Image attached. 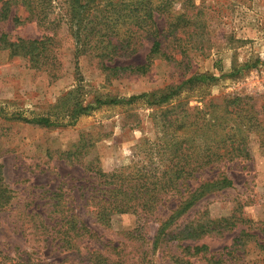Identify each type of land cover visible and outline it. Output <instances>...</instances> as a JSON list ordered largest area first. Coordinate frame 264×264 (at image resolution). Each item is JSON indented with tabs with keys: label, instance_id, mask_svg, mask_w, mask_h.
<instances>
[{
	"label": "rangeland",
	"instance_id": "rangeland-1",
	"mask_svg": "<svg viewBox=\"0 0 264 264\" xmlns=\"http://www.w3.org/2000/svg\"><path fill=\"white\" fill-rule=\"evenodd\" d=\"M152 1L161 3L154 13L160 54H149L151 41L140 38L135 54L107 63L117 67L112 71H102L90 55L75 59L74 41L63 22L50 30L34 20H0V35L10 41L52 37L49 58L36 65L0 44V183L9 196L0 207V264H264V248H259L264 245V145L256 134L249 136L248 159L201 172L183 188L192 191L219 174L231 186L204 196L165 229L161 223L178 205V196L166 198L143 219L113 215L109 226L98 223L86 206L92 179L83 165L96 160L110 172L145 160L142 150L162 137L160 115L178 113V97L161 106L142 99L104 104L72 121L68 115L76 102L159 93L194 73L210 72L219 77L214 84L180 92L192 114L193 107L204 110L210 100L239 95L250 97L264 119V66H245L264 60V0ZM15 12L26 16L21 7ZM142 64L143 73L122 69ZM12 114L48 117L53 125L27 123ZM76 152L83 155L81 163L72 155ZM221 218L234 224L213 225L198 240L177 235L184 227ZM69 219L89 228L70 240L74 248L63 234Z\"/></svg>",
	"mask_w": 264,
	"mask_h": 264
},
{
	"label": "trees",
	"instance_id": "trees-1",
	"mask_svg": "<svg viewBox=\"0 0 264 264\" xmlns=\"http://www.w3.org/2000/svg\"><path fill=\"white\" fill-rule=\"evenodd\" d=\"M160 4L152 0H0V20L10 19L16 24L22 20H34L45 29H53L63 22L74 41V58L90 55L99 60L102 71H112L117 67H109L107 63L111 64L121 56L135 54L136 42L140 38L151 41L149 54H160V33L154 21V13L160 12ZM18 7L26 12L23 19L16 15ZM56 9L58 12L52 17ZM7 38V34H1L0 44L9 48L14 55L27 57L35 65L49 58L47 45L52 39L50 36L41 39L18 37L14 41ZM258 64L264 66V60L256 59L251 65L245 66L255 67ZM145 68L144 64L122 67L136 73H143ZM218 78L210 72L194 73L181 83L170 86L167 91L143 92L128 98L94 99L85 105L76 102L72 106L68 117L74 121L78 116L89 114L90 110L104 104L125 105L142 99L147 105L161 106L178 97V113L169 115L168 110H165L160 115L162 137L158 144L151 142L153 147L145 149L148 151L142 150L145 160L132 161L130 165L116 167L110 172H104L96 160L83 165L92 179L86 191V206H91L98 223L109 226L113 215L126 213L143 219L154 214L166 198L178 196V205L161 223L165 229L167 222L186 212L204 196L231 186L230 179L219 174L200 182L192 191L183 188L187 187L188 180L196 178L201 172L213 170L225 162L248 159L251 134L258 135L264 145V119L258 118L250 97L235 95L224 97L220 102L210 100L204 110L193 107L194 114L190 112L188 103L180 100V92L184 88L207 87ZM12 117L44 127L53 125L48 117L43 116L27 119L12 114ZM88 145L85 154L92 146L90 142ZM142 151L140 149L138 155ZM78 154L72 155L79 157V160H74L81 163L83 155ZM8 200L7 189L0 183V207ZM69 208L66 207V210ZM66 224L68 227L63 234L69 239L66 241L68 247L74 248L73 244H69L70 240L79 236L80 231H89V228L82 224L76 225L70 219ZM233 224L229 218L208 220L197 223L195 227H184L177 235L181 239L198 240L214 229L213 225L226 228ZM203 248L193 249L198 252ZM259 248H264V245L260 244Z\"/></svg>",
	"mask_w": 264,
	"mask_h": 264
}]
</instances>
